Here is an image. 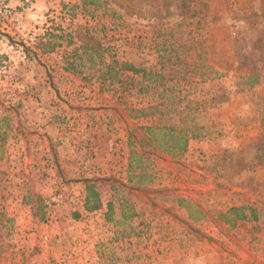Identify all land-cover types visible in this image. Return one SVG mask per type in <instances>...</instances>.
<instances>
[{
  "label": "rangeland",
  "instance_id": "374dc122",
  "mask_svg": "<svg viewBox=\"0 0 264 264\" xmlns=\"http://www.w3.org/2000/svg\"><path fill=\"white\" fill-rule=\"evenodd\" d=\"M81 6V0H32L28 10L23 0H0V264L163 263L151 256L160 251V242H149L151 255L138 248H145L153 228L143 218L133 226L114 215L118 222L112 230L106 226L108 239L101 247L95 242L100 217L72 224L69 217L56 216L57 200L42 196L45 217L39 221L23 202L26 191L38 193L34 147L27 140L34 104L40 102L34 79L56 76L47 68V53L35 49L41 36L32 44L29 38L79 26L92 29L118 57L135 65L158 69L159 52L174 48L177 62L192 70L177 88L186 98L176 107L193 110L199 134L172 157L149 148L139 140L142 126H132L148 125L135 122L134 108L152 102L153 89L99 87L114 96L112 107L130 125L131 148L145 167L136 169L134 186L117 184L116 198L150 204L154 216L180 220L185 236L179 245L191 258L205 259L212 250L216 264H264V0H96L88 11ZM251 69L259 80L247 86L242 75ZM233 207H244L245 214L251 207L255 218H236ZM124 208L122 214L132 213L128 205ZM147 213L150 222L152 213ZM201 219L216 227L214 236L193 225ZM181 258H166L167 264H181Z\"/></svg>",
  "mask_w": 264,
  "mask_h": 264
},
{
  "label": "crops",
  "instance_id": "0c3cea01",
  "mask_svg": "<svg viewBox=\"0 0 264 264\" xmlns=\"http://www.w3.org/2000/svg\"><path fill=\"white\" fill-rule=\"evenodd\" d=\"M60 48L62 49L58 48L43 55L48 61L47 68L49 71L51 68L56 70V76L34 79L37 81L34 85V97L39 98L40 102L34 104V125H29L33 133L27 136V140L28 145L34 147L35 191L44 197L57 200L56 216L69 217L72 224H79L86 216L100 217L98 218L99 234L95 237V242L101 247L108 239L105 234L106 226L112 230L118 222L114 215H119L122 222L127 220L128 224L133 226L142 222L143 218L146 224L152 225L153 232L151 230L147 236L149 240L144 241L145 248L141 246L138 248L151 255L149 242H160V251L152 252L151 256L163 258L161 264H167L170 261L166 258L173 259L178 256L184 257L181 258V264L185 258H188L190 264H216L215 259L212 258V250L206 252L208 255L205 259L202 256L197 257V254L192 255V258L186 254L183 246L179 245L185 236L180 220L170 217V214L154 216V209H148L150 204L137 200L130 202L124 197L116 198L117 184L133 185L132 178L137 173L134 169H140L134 168L135 161L131 148L133 144L129 136L130 125H124L123 119H119V114L112 107L113 103L110 99L114 96L101 93L99 88L101 85L98 81L89 85L81 77L63 70L62 57L65 53L63 50L69 51L71 47L65 48V45H62ZM37 56L39 57V54ZM62 98L64 101L59 100ZM57 114H60L61 118H58ZM123 117L126 122H129L130 119L127 116L123 115ZM134 118H137L136 121L134 120L137 123L148 124L132 125L138 127L156 126L155 124L167 121V117L159 115ZM171 120L174 121V118ZM139 140L143 141L140 137ZM92 177L103 179L96 184L101 206L88 211L84 207L86 193L82 179ZM142 185L140 181L137 186L142 187ZM138 196L143 197L142 194ZM108 203H111L110 211ZM127 205L132 213L124 215L121 211ZM168 205L177 208V212L185 211L178 204ZM147 212L152 213L150 222L147 220L149 218ZM74 214L76 217H73ZM177 225L180 226L177 228ZM193 225L196 228L202 226L210 236H214L217 230L208 219L197 220ZM221 225L229 226L227 223H221ZM43 226L46 225L43 224ZM31 235L33 236L34 233ZM84 260L86 261L87 257Z\"/></svg>",
  "mask_w": 264,
  "mask_h": 264
},
{
  "label": "trees",
  "instance_id": "16d2710c",
  "mask_svg": "<svg viewBox=\"0 0 264 264\" xmlns=\"http://www.w3.org/2000/svg\"><path fill=\"white\" fill-rule=\"evenodd\" d=\"M81 2L84 11L89 10V5L94 6L96 4V0H81ZM63 40L66 42L65 48L71 47L69 51L63 53L62 68L64 71L80 76L86 81H98L101 86L107 88H112L118 84L120 88L132 87L140 92L151 88L157 93L156 96L154 95L152 103L134 109L136 117L144 115L167 117V121L155 124L156 126L141 127L144 133L143 141L149 148L164 152L172 157L185 151L189 139L199 134L200 126L198 125L200 124L196 121L197 117L193 110L191 108L186 111L185 109L179 110L176 107L181 100L186 98L185 95L179 93L177 88H180L181 83L187 82L188 75L192 73V70L190 67L187 69L185 65L177 62L179 59L174 48H165L164 53L159 52L158 69H147L118 57L119 52L102 42L101 38L93 34L92 29L79 26L69 32H64L59 28L45 32L39 38L35 49L41 53H49L61 46ZM260 58H264V55H261ZM242 78L247 86H252L259 80L256 69H251L242 75ZM172 118L174 121L171 120ZM138 155L132 149V156L135 161L134 168H145L141 166ZM102 180L95 177L82 179L86 193L84 207L88 211L98 209L101 206L100 194L96 189V184ZM25 193L23 202L30 206L33 217L43 221L45 204L42 195L31 191ZM243 209L244 207H233L231 212L236 218L247 219L248 215L255 218L254 210L251 207H248L249 214L243 213ZM108 210H111V203H108ZM73 217L76 215L74 214Z\"/></svg>",
  "mask_w": 264,
  "mask_h": 264
},
{
  "label": "built area",
  "instance_id": "2783aa9c",
  "mask_svg": "<svg viewBox=\"0 0 264 264\" xmlns=\"http://www.w3.org/2000/svg\"><path fill=\"white\" fill-rule=\"evenodd\" d=\"M23 2L26 4V7L28 8V10H31L32 9V0H23ZM8 13L10 14L11 13V11H8ZM44 33H42V35H43ZM42 35H34V33H32V36L29 38V41H30V43L32 44V43H35L36 41H37V39L40 37V36H42ZM26 45H30L29 43H26ZM87 233V232H86ZM88 234H86V236H87ZM42 239L44 240V241H47L48 240V236L47 235H43L42 236ZM85 243H89V241H87V238H85Z\"/></svg>",
  "mask_w": 264,
  "mask_h": 264
}]
</instances>
